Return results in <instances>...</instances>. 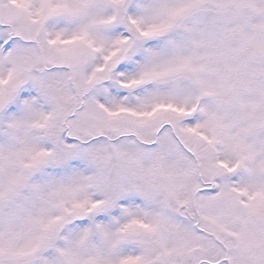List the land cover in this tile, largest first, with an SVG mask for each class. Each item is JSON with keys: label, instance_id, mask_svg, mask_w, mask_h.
<instances>
[{"label": "snow or ice", "instance_id": "1", "mask_svg": "<svg viewBox=\"0 0 264 264\" xmlns=\"http://www.w3.org/2000/svg\"><path fill=\"white\" fill-rule=\"evenodd\" d=\"M0 264H264V0H0Z\"/></svg>", "mask_w": 264, "mask_h": 264}]
</instances>
